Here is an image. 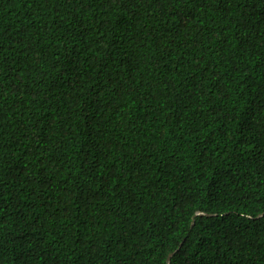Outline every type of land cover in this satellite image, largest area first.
<instances>
[{"label":"trees","instance_id":"obj_1","mask_svg":"<svg viewBox=\"0 0 264 264\" xmlns=\"http://www.w3.org/2000/svg\"><path fill=\"white\" fill-rule=\"evenodd\" d=\"M0 264H264V0H0Z\"/></svg>","mask_w":264,"mask_h":264},{"label":"water","instance_id":"obj_2","mask_svg":"<svg viewBox=\"0 0 264 264\" xmlns=\"http://www.w3.org/2000/svg\"><path fill=\"white\" fill-rule=\"evenodd\" d=\"M197 214L198 215H206V216H209V213L204 212V211H197Z\"/></svg>","mask_w":264,"mask_h":264},{"label":"bare ground","instance_id":"obj_3","mask_svg":"<svg viewBox=\"0 0 264 264\" xmlns=\"http://www.w3.org/2000/svg\"><path fill=\"white\" fill-rule=\"evenodd\" d=\"M171 82V81H170Z\"/></svg>","mask_w":264,"mask_h":264}]
</instances>
